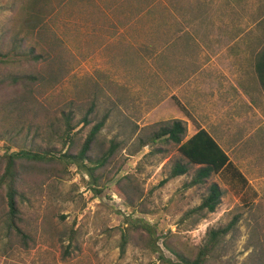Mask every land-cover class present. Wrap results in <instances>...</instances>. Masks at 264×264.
Segmentation results:
<instances>
[{
  "label": "rangeland",
  "instance_id": "rangeland-1",
  "mask_svg": "<svg viewBox=\"0 0 264 264\" xmlns=\"http://www.w3.org/2000/svg\"><path fill=\"white\" fill-rule=\"evenodd\" d=\"M166 2L198 10L174 17ZM110 4L143 5L132 19L152 25L142 28L158 45L144 47L155 54L137 63L139 75H119L135 60L114 66L89 42L85 11ZM169 21L178 27L165 28ZM165 31L180 36L169 52ZM194 38L198 44H187ZM120 47L123 56L133 53ZM205 48L235 54L242 91L234 86L218 99L165 91V53L177 55L178 65L179 56ZM263 50L264 0H0V179L14 153L46 158L17 160L22 235L10 226L7 188L0 189V264H171L178 263L174 253L195 260L209 231L235 219L205 264H264V89L256 72ZM174 120L185 123V141L190 127L205 126L247 184L232 170L188 188L198 168L177 145L151 141ZM102 121L89 158L74 163L67 154L77 156ZM68 126L72 141L64 144ZM177 164L188 173L162 184ZM214 183L223 192L216 211L189 214Z\"/></svg>",
  "mask_w": 264,
  "mask_h": 264
},
{
  "label": "crops",
  "instance_id": "crops-1",
  "mask_svg": "<svg viewBox=\"0 0 264 264\" xmlns=\"http://www.w3.org/2000/svg\"><path fill=\"white\" fill-rule=\"evenodd\" d=\"M140 1L144 2V0ZM143 8V5L137 6L136 4L132 6L126 5L124 7H117L116 5L110 4L107 7L100 6V8L96 10H91V8L87 9L85 11L86 13H84L85 18H87L89 22L88 34L92 38L89 42L97 45V52L98 55L100 54V58L102 57L101 59L111 61L112 65L115 64L114 66L117 65L118 62L115 61L118 60H135V63L133 62L130 65L122 67L124 71L119 75H139L140 73L133 71L134 69H138V67L136 68L137 63L148 59L153 60L154 58L153 54H155V47H152L151 50H145L144 47H151V44L154 46V43L158 45L156 35L150 33L151 35L147 36V29L142 28L152 27V25H148V23L145 22L146 25L144 26L143 23H138V21L132 19L131 15V13L138 12ZM197 10L188 8L185 3L176 5L165 3V11L169 14H173L174 17H178L179 13L182 12L183 16L186 15L185 12H190L189 17H194V12H197ZM167 13L165 14V20L168 21L170 16L169 14L167 15ZM176 25L177 24L169 21V23L165 24V28L178 27ZM94 28L97 29L94 30ZM177 37L180 36H176L175 32L167 33L165 31V51L167 50V52H169L170 46ZM94 38H96V41ZM193 40V42L187 44L194 47L196 43H199L195 38ZM120 45L130 46L132 48L131 52L133 53L128 55L124 54L123 56ZM204 50L205 52L203 53L197 51L192 55L185 53V55L179 56V59L180 57H182L181 59L184 58V62L178 65L176 61L178 59L177 55L165 53V91L185 90L194 93L214 92L216 93L215 98L218 99V93L226 92L227 90L234 91L232 88L234 86L238 87L237 84H235V79L237 80L240 76H243V70L241 66H237L238 68L235 66V59L237 60L235 54L231 51H225L218 56L217 54L212 55L206 48ZM171 81L179 87H170ZM228 84H230V88L225 87ZM187 86L191 87L189 88ZM242 89L243 88L238 87L237 91H242ZM193 100L196 105L198 99L195 97ZM198 105H201V103H198ZM190 122L194 124L193 121ZM196 123L200 124L199 121ZM201 129L208 131L205 126H202V128L190 127L187 140L195 136ZM217 143L219 144V142ZM221 148L223 149L222 146ZM226 154L228 155L227 152ZM196 167L199 168V166ZM242 185H245V183H242Z\"/></svg>",
  "mask_w": 264,
  "mask_h": 264
},
{
  "label": "trees",
  "instance_id": "trees-1",
  "mask_svg": "<svg viewBox=\"0 0 264 264\" xmlns=\"http://www.w3.org/2000/svg\"><path fill=\"white\" fill-rule=\"evenodd\" d=\"M256 72L257 77L261 83L262 88L264 89V50L261 52L256 60ZM19 79L11 80L12 83L17 84ZM86 123H88L86 121ZM105 121H102L95 125L87 137L82 150L77 156L67 154L68 157L72 159L74 163L78 161H84L89 158L88 153L90 152L92 145L95 143L98 134L102 130ZM72 131L73 128L68 126V130L65 134L64 144H70L72 141ZM187 136V128L185 123L181 120H174L165 126H162L161 129L152 136L151 141L155 144L160 142L173 143L178 146L179 153L188 160L191 165L199 166L196 171L194 178L191 183L187 185L188 188L199 186L207 183L213 175H220L225 171H232L233 176L236 180L241 183L247 184L245 176L239 172L234 164L230 161L229 156L217 143V141L210 135V133L204 129H201L195 136L191 139L185 141ZM116 147H113L111 151L103 155L97 160L99 166L106 164L113 156ZM35 158V159H46L37 154L31 153H14L9 156L8 165L5 173L0 179V189L3 186L7 188V198H8V207H9V223L12 229H15L19 234L22 233V229L19 227V207H18V190H17V171L16 165L17 160L21 158ZM189 171L187 165L177 164L173 168L171 175L166 179L162 184L167 183L170 179H175L186 175ZM223 192L217 183L211 185L209 194L203 199L200 206L189 211V214H201L203 217L206 214L214 213L218 206L222 202ZM238 219L232 221L227 227L214 229L209 231L208 244L206 250L202 251L201 254L195 259L190 260L185 255L174 253L178 259V263L171 264H205L206 258L210 253V249L224 236H226L236 225ZM126 235H124L125 237ZM123 237V238H124ZM126 242V241H125ZM168 249L170 247L166 245ZM171 250V249H170Z\"/></svg>",
  "mask_w": 264,
  "mask_h": 264
}]
</instances>
